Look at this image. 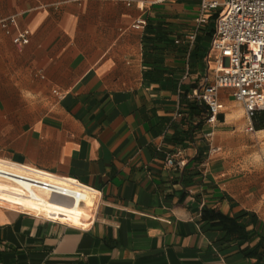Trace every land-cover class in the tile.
Masks as SVG:
<instances>
[{
	"label": "crops",
	"instance_id": "0c3cea01",
	"mask_svg": "<svg viewBox=\"0 0 264 264\" xmlns=\"http://www.w3.org/2000/svg\"><path fill=\"white\" fill-rule=\"evenodd\" d=\"M198 15L199 0H0V160L98 192L87 228L0 204V264H264L259 172L222 151L232 94L213 125L188 107L215 65V16L184 42Z\"/></svg>",
	"mask_w": 264,
	"mask_h": 264
},
{
	"label": "built area",
	"instance_id": "2783aa9c",
	"mask_svg": "<svg viewBox=\"0 0 264 264\" xmlns=\"http://www.w3.org/2000/svg\"><path fill=\"white\" fill-rule=\"evenodd\" d=\"M211 16L215 17L208 58L211 55L214 57L213 79L209 81L206 78L190 98L206 106L205 123L213 125L222 108L219 91L229 90L234 101L244 109L249 121L246 130L253 131L252 119L258 112H264V0H199V15L193 20L195 29L184 39L188 49L192 48L200 27L208 24ZM146 25L147 20L139 18L132 24V28L143 29ZM28 38V31H22L14 37L13 43L17 47H23L28 43ZM180 42L175 40L176 44ZM217 150L219 148L212 149ZM179 155L180 153H167L165 165L183 168L185 161ZM5 162L9 168H19L24 174L7 172L1 177L2 181L15 184L14 180L19 179L28 183L33 190L48 194V201L63 206L65 221L46 217L47 219L80 228L90 226L97 211V191L71 178L9 160ZM88 196L93 197V203L84 208ZM24 211L32 212L30 208H25ZM74 217L79 225L71 222Z\"/></svg>",
	"mask_w": 264,
	"mask_h": 264
},
{
	"label": "bare ground",
	"instance_id": "6f19581e",
	"mask_svg": "<svg viewBox=\"0 0 264 264\" xmlns=\"http://www.w3.org/2000/svg\"><path fill=\"white\" fill-rule=\"evenodd\" d=\"M243 114V108L237 109V116L239 118L242 117ZM7 172L24 174L19 168H9L6 162L0 160V204L2 203L5 206H13L22 210L30 208L33 212L42 216L63 221L66 220L62 214L63 206L59 203L48 201V194L33 190L28 183H24L19 179L14 180L15 184L2 181L1 177H4V173ZM90 197L91 196L87 197L85 204L89 201ZM74 214L76 215V213ZM71 222L79 224V222L74 219H71Z\"/></svg>",
	"mask_w": 264,
	"mask_h": 264
},
{
	"label": "rangeland",
	"instance_id": "374dc122",
	"mask_svg": "<svg viewBox=\"0 0 264 264\" xmlns=\"http://www.w3.org/2000/svg\"><path fill=\"white\" fill-rule=\"evenodd\" d=\"M213 20L211 19V23ZM205 27L209 30L208 26ZM211 76L213 77V75ZM238 108H242V105L234 102L231 111ZM237 120H233L231 130L234 133L230 139L223 143L224 145L222 144V151L229 152L233 159L240 160L243 168H246L248 164L251 169H256L259 172V178H256V180L264 186V128L256 130L253 126V131L246 132L248 122L245 114ZM258 121L262 120L258 119ZM239 123H243L245 126L243 129L236 130V125ZM257 186L260 188V185Z\"/></svg>",
	"mask_w": 264,
	"mask_h": 264
},
{
	"label": "trees",
	"instance_id": "16d2710c",
	"mask_svg": "<svg viewBox=\"0 0 264 264\" xmlns=\"http://www.w3.org/2000/svg\"><path fill=\"white\" fill-rule=\"evenodd\" d=\"M188 107L192 115L201 116L202 114H205L206 116L207 108L205 105L198 104L196 101H193L188 105ZM258 119H261L262 121H258ZM252 124L256 130L263 129L264 128V112H258L252 119ZM230 221L234 222L233 220H230Z\"/></svg>",
	"mask_w": 264,
	"mask_h": 264
}]
</instances>
